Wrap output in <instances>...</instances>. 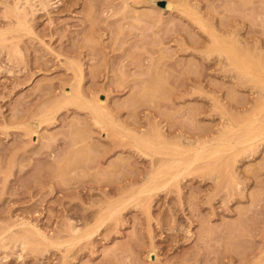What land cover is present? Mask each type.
Returning a JSON list of instances; mask_svg holds the SVG:
<instances>
[{"label": "rangeland", "instance_id": "1", "mask_svg": "<svg viewBox=\"0 0 264 264\" xmlns=\"http://www.w3.org/2000/svg\"><path fill=\"white\" fill-rule=\"evenodd\" d=\"M15 1L0 0V264H264V143L187 170L128 132L170 153L235 143L264 73L229 53L264 64V0H34L26 30ZM79 85L121 129L65 104Z\"/></svg>", "mask_w": 264, "mask_h": 264}, {"label": "bare ground", "instance_id": "2", "mask_svg": "<svg viewBox=\"0 0 264 264\" xmlns=\"http://www.w3.org/2000/svg\"><path fill=\"white\" fill-rule=\"evenodd\" d=\"M51 1L52 0H39V5L42 7H48V5L50 6V3H52L54 0L52 2ZM33 2H34V0H16L15 1V5L13 7L12 14L17 19V28L23 29V30L30 28L29 16L37 8V4L35 2L34 3ZM166 7L167 8H173L174 4L171 1H169V2H167ZM4 36H5L4 32H2L0 30V37H2L0 42H4L7 40L6 38H4ZM229 56H230L231 64L236 69H238L240 72H242L243 74L253 75L254 74L253 72L256 71V68L260 69L264 73V64L260 60L256 59L253 55L241 54L240 51L233 49V51L229 53ZM260 84L262 85L261 89L263 92L264 91V79L263 78L260 80ZM64 97H65L64 102L67 105L71 104V103H73V104H79V103H85L86 104L87 103V106L89 108H91L93 110V112L96 114L97 121H99L100 123L105 124L107 126L121 129V125L106 110V107L104 105L105 102L101 98V96H98L94 101L89 102V100H87L86 97L82 94V91H81L80 85H79L76 89L66 90ZM260 101H261L260 107H257L256 110L254 111L256 113V111L259 108L260 115H258L259 113L255 114L254 116H256L258 118L252 119L250 121L244 120L240 123L239 128L233 133V135L236 136V138H235L236 142L235 143L232 140H226L225 139L223 141V139H222V141H220V143L217 145H212L213 141H211V143L210 142H203V143H199L200 146L198 145L196 147H190V148H184V147L177 146L179 149L172 150L170 153L169 145L162 144V143L158 142L156 139H152V138L149 139V138H147L146 135H138V134L131 132V131H128V132H130L133 136H135V138L137 139L138 145L141 148L145 149L146 153H149V154L159 153V155L161 153V154L170 155V156H172V158H170L171 163L176 164V165L178 164V166H180L182 168L184 167L185 169L188 170L189 167L191 168V166L195 165L196 163H198L200 161H204V160H207L209 158H216V157L221 156L225 152L231 150L233 148V145L242 146L243 150H247L249 148H253L257 144L264 143V93L262 94V98L260 99ZM61 108H62V106H61ZM245 110H247V109H245ZM52 120H53V118H52ZM35 133H37V131L32 132V134H35ZM156 137L158 139L163 138V136H161L160 133H157ZM160 149H162L163 151L158 152V151H160ZM187 170H184V172ZM184 172H182V173H184ZM182 173H175L174 175H172L173 179L178 178ZM164 186H165V184H164ZM167 186H169V184ZM142 188H144V187L142 186ZM141 193L138 192V194H136V196L139 194L141 195ZM142 194H144V193H142ZM129 201H131V200H129ZM121 208H122V205L120 206V209ZM115 211H114V214H115ZM110 217H111V215L109 216V219H111ZM72 229H71V231L74 233L77 231V229L76 230L75 229L72 230ZM5 234H7V233H5ZM4 235H2V236H4ZM90 235H92V234H90ZM87 236L89 237V235H87ZM87 236H86V238H87ZM45 239L47 240L46 237H45ZM48 241H50V240H48ZM14 242L18 246H22L23 249L25 246H28L31 244L29 235H22L20 237H16V238H14ZM73 243H74V241H73ZM54 245H56V244H54ZM70 245H71V243H70ZM58 246L59 245H57V247Z\"/></svg>", "mask_w": 264, "mask_h": 264}]
</instances>
